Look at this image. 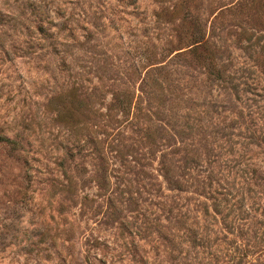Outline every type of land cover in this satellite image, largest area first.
<instances>
[{"label":"rangeland","instance_id":"obj_1","mask_svg":"<svg viewBox=\"0 0 264 264\" xmlns=\"http://www.w3.org/2000/svg\"><path fill=\"white\" fill-rule=\"evenodd\" d=\"M240 251L264 264V0H0V264Z\"/></svg>","mask_w":264,"mask_h":264},{"label":"trees","instance_id":"obj_2","mask_svg":"<svg viewBox=\"0 0 264 264\" xmlns=\"http://www.w3.org/2000/svg\"><path fill=\"white\" fill-rule=\"evenodd\" d=\"M191 45L192 46L188 49L187 52L192 55V58H194V60L198 61L200 64H202L206 67H209V70L211 68H214V62H212V58L210 57L208 50H203V51L198 50V48L204 47L203 42L201 43L200 40L195 39L194 41L191 42ZM153 79H155V78H152L151 80H153ZM135 104H137L136 100L132 101L131 96H129L127 94V92H125L123 95H120V94L111 95L112 107L119 109L121 115H128L129 114L128 119H132V117L135 118L134 113H130L131 106L134 107ZM73 108L77 109L78 105L77 104L74 105ZM186 127L190 128V126H186ZM6 141H7V143L11 142V146L14 145L12 140L6 139ZM84 142L92 143V145H93L92 146V152L95 154V158L98 160L97 172L99 171V174L97 175V180H96L97 187H99L100 189H106L109 186L110 170L109 169L107 170V167L103 166V164L105 163V154L102 151V147H97V144L99 143V141H96L93 138L87 137L85 140H83V143ZM81 146L78 147V149H77L78 151L80 150ZM114 146L115 147H114V155L113 156L115 158H117L120 162L126 161L125 154L123 153L124 151H126V150H124L125 146L122 143L115 144ZM66 154L68 157L73 156V153L70 152V149H66ZM167 173H170V172H168L167 169L163 168V177L165 178V181L172 182L174 185L175 184L179 185L177 178H175L174 176H171V177L167 176L166 175ZM244 250H245V248H244ZM245 255H246V252L243 253L242 251H240V254H237V256L234 254V252H232L231 254H229L227 261H229L230 264H241L242 258L245 257Z\"/></svg>","mask_w":264,"mask_h":264}]
</instances>
